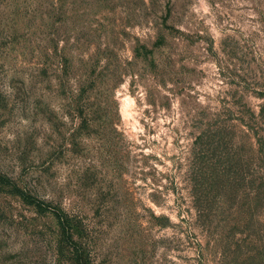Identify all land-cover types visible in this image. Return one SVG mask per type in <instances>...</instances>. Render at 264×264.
Listing matches in <instances>:
<instances>
[{
  "label": "rangeland",
  "instance_id": "obj_1",
  "mask_svg": "<svg viewBox=\"0 0 264 264\" xmlns=\"http://www.w3.org/2000/svg\"><path fill=\"white\" fill-rule=\"evenodd\" d=\"M0 264H264V0H0Z\"/></svg>",
  "mask_w": 264,
  "mask_h": 264
}]
</instances>
